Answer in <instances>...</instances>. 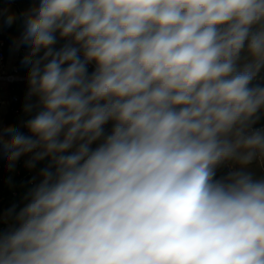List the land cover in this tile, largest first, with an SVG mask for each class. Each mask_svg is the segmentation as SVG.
<instances>
[{"label": "clouds", "instance_id": "clouds-1", "mask_svg": "<svg viewBox=\"0 0 264 264\" xmlns=\"http://www.w3.org/2000/svg\"><path fill=\"white\" fill-rule=\"evenodd\" d=\"M24 23L36 114L0 152L49 163L0 214V264H264L243 171L264 162V0H38Z\"/></svg>", "mask_w": 264, "mask_h": 264}, {"label": "built area", "instance_id": "built-area-1", "mask_svg": "<svg viewBox=\"0 0 264 264\" xmlns=\"http://www.w3.org/2000/svg\"><path fill=\"white\" fill-rule=\"evenodd\" d=\"M13 2L14 0H10ZM20 13L23 29L25 28V16L27 13L22 12L20 10H17ZM4 12V7L0 6V13ZM9 34L4 31L0 30V114L3 110L4 105L7 107V114H12L17 121H20L19 130L23 132L25 135H28L29 133L22 127V125L29 120V116L25 115V107L26 105H33V103H37V100L35 97H32L31 99L28 97L26 92L27 101L23 109H20L16 106V103L19 101V97L16 95L11 94L10 86L14 84L18 85H29L28 84V75H24L21 73L18 62L23 59L24 54L28 51V48L23 47L22 44L19 43L20 40L16 38V35L14 36L18 41L8 40ZM65 43L64 40H58V43L56 45V48H60ZM8 50H14L15 57L9 61V55ZM92 67V64L88 66V71ZM262 78L259 76L256 77V80H261ZM110 123V122H109ZM109 125V124H108ZM106 125V129L108 127ZM9 124L7 121L4 120L2 127H7ZM15 126V125H14ZM255 128L264 129V124L260 125L259 127L254 126ZM95 145H93L94 147ZM29 155V159H31V154ZM258 161L262 165L263 174H264V162H262L259 158H257ZM23 156H21L17 161L14 162L13 166H10V163L7 158L2 159V162H0V169H9L10 173L5 179L4 182L10 183L12 185L11 187V194L13 197H16L20 201L16 202V206L22 207V193L15 185L16 180H18V184L21 183H29V185L33 186L35 184V176L39 175V172L35 168H29L27 166V161ZM225 175L228 174L231 171L236 170L234 164L231 161H226L223 164ZM28 168V171L26 173H23V169ZM0 187H1V181H0ZM5 197L3 193L0 191V202L4 201Z\"/></svg>", "mask_w": 264, "mask_h": 264}, {"label": "trees", "instance_id": "trees-1", "mask_svg": "<svg viewBox=\"0 0 264 264\" xmlns=\"http://www.w3.org/2000/svg\"><path fill=\"white\" fill-rule=\"evenodd\" d=\"M37 4H38V0H14L13 2H11L10 0H0V6L4 7V12L2 13V15H0V30H4L9 34V37H8L9 41L10 40H13L15 42L18 41L14 36L16 35L15 34L16 31L19 29L17 28L16 19H15L14 23L11 24V26H9L5 22L7 16L11 14V15H14L16 17L17 10L28 13L29 10L34 8L35 6H37ZM20 31L24 32V29H22ZM22 46L28 48L26 45H22ZM7 52H8V55L10 57L12 50H8ZM27 52L24 54V56L27 54ZM24 56H23V58H24ZM17 64L19 66L21 73L24 75H28L29 68H28V66H26L23 63V59L21 61H19ZM94 67H95V65L92 64V67L89 69V73H91L94 70ZM259 76L262 79L261 80L255 79L253 81V84L264 87V68H262L260 70ZM10 89H11L12 95H16L19 97V101L16 103V106L20 109H23L25 104H26V101H27L26 92L29 90V85H27V84L26 85L14 84V85L10 86ZM0 90H1V88H0ZM35 114H36V109H35L34 113L29 116V119H31ZM258 115H259V120L254 125L256 127H259L260 125L264 124V109H262ZM5 121H7V123L9 125L14 126L17 122V119L12 114H7ZM111 126H112V124L110 122L107 129H110ZM0 162H2V159H0ZM48 163H49L48 159L37 162L36 166H35L36 170L39 172L40 169L46 167L48 165ZM27 171H28V168L23 169V173H26ZM9 173H10V170L7 168L0 169V181H1L0 191L3 193V195L5 197L4 201L0 202V214H4V215H6L10 209L14 208L15 211L18 212L19 209L21 208L19 206H16V202L20 201V200L17 199L16 197H13L11 194L12 185L10 183L4 182L5 179H7ZM216 175H217V178L225 175L223 165H220L218 167ZM17 182H18V180H16V183ZM27 186H29L28 182L27 183H21L17 187L21 191V193H23L25 195V197L29 193L30 189L33 188L32 186L27 188Z\"/></svg>", "mask_w": 264, "mask_h": 264}, {"label": "crops", "instance_id": "crops-1", "mask_svg": "<svg viewBox=\"0 0 264 264\" xmlns=\"http://www.w3.org/2000/svg\"><path fill=\"white\" fill-rule=\"evenodd\" d=\"M16 38L18 40H20V37L16 36ZM14 57H15V52L13 50L11 52L10 57H9V61H11ZM35 104L36 103H33V105H35ZM35 109L36 108L33 107V110L30 112L29 116L34 113ZM6 113H7V107H6V105H4L3 110H2V112L0 114V127H2V124H3V122H4V120H5L6 116H7ZM19 125H20V121H17L14 127L19 128ZM23 157L26 160L29 159V155L28 154L24 155ZM5 158H7V155L4 154V153H2V152H0V159H5ZM234 166H235L236 170L239 169V167H240L237 164H234ZM243 171L251 174L254 179H257V180L258 179H264L262 165L258 161V159L253 160V162H251L250 164H248L247 166H245L243 168ZM40 179H41L40 176L39 175H36L35 176V184L33 186L32 185L31 186L34 187L36 184H38L39 181H40ZM15 185L18 187L19 184L15 182ZM31 186L29 185V186H27V188H29ZM21 201H22V206H24V204L26 203V197H25V195L23 193H22Z\"/></svg>", "mask_w": 264, "mask_h": 264}, {"label": "water", "instance_id": "water-1", "mask_svg": "<svg viewBox=\"0 0 264 264\" xmlns=\"http://www.w3.org/2000/svg\"><path fill=\"white\" fill-rule=\"evenodd\" d=\"M16 22H17V28H18L19 30H22V29H23V24H22V20H21L20 13H19L18 11L16 12ZM30 112H31V111H26V112H25V115H26V116H29Z\"/></svg>", "mask_w": 264, "mask_h": 264}, {"label": "rangeland", "instance_id": "rangeland-1", "mask_svg": "<svg viewBox=\"0 0 264 264\" xmlns=\"http://www.w3.org/2000/svg\"><path fill=\"white\" fill-rule=\"evenodd\" d=\"M15 34H16V36H18V37H21V36H22V34H23V32H22V31H20V30H17Z\"/></svg>", "mask_w": 264, "mask_h": 264}]
</instances>
